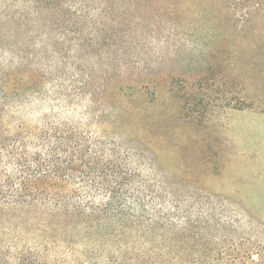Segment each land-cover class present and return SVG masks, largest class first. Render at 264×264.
<instances>
[{"label": "rangeland", "instance_id": "obj_1", "mask_svg": "<svg viewBox=\"0 0 264 264\" xmlns=\"http://www.w3.org/2000/svg\"><path fill=\"white\" fill-rule=\"evenodd\" d=\"M149 152L264 264V0H0V264H71L64 161Z\"/></svg>", "mask_w": 264, "mask_h": 264}, {"label": "trees", "instance_id": "obj_2", "mask_svg": "<svg viewBox=\"0 0 264 264\" xmlns=\"http://www.w3.org/2000/svg\"><path fill=\"white\" fill-rule=\"evenodd\" d=\"M144 91L136 88L137 95ZM236 102L243 106L247 99L240 95ZM146 154L147 168L113 153L105 154L107 164L96 160L76 170L64 161L66 181L53 208L68 222L52 245L71 253V264H261L251 258L259 245L250 248L238 227V209L212 195H179Z\"/></svg>", "mask_w": 264, "mask_h": 264}]
</instances>
